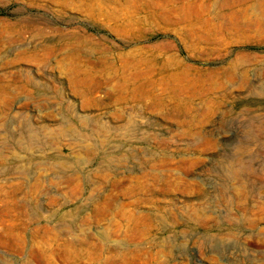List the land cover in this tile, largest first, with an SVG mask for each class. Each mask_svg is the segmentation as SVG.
<instances>
[{
	"label": "rangeland",
	"instance_id": "374dc122",
	"mask_svg": "<svg viewBox=\"0 0 264 264\" xmlns=\"http://www.w3.org/2000/svg\"><path fill=\"white\" fill-rule=\"evenodd\" d=\"M0 264H264V0H0Z\"/></svg>",
	"mask_w": 264,
	"mask_h": 264
},
{
	"label": "bare ground",
	"instance_id": "6f19581e",
	"mask_svg": "<svg viewBox=\"0 0 264 264\" xmlns=\"http://www.w3.org/2000/svg\"><path fill=\"white\" fill-rule=\"evenodd\" d=\"M262 5V4H261ZM263 7V6H262ZM232 169H228L229 170V175H231V177L233 178V179H235L236 177H239V176H241V173L243 172V171H241L240 170V167H238L237 169H234V167H231Z\"/></svg>",
	"mask_w": 264,
	"mask_h": 264
}]
</instances>
